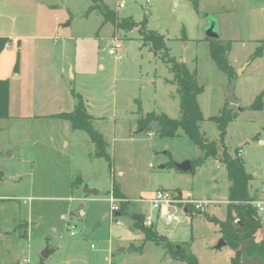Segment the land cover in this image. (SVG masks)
<instances>
[{
  "label": "rangeland",
  "instance_id": "rangeland-1",
  "mask_svg": "<svg viewBox=\"0 0 264 264\" xmlns=\"http://www.w3.org/2000/svg\"><path fill=\"white\" fill-rule=\"evenodd\" d=\"M8 1L0 0V34L11 35L12 44L0 54V77L9 81V117L0 119V264H187L164 242L145 239L131 211L149 215L173 251L192 253L198 264H231L234 251L227 244L215 247L222 236L211 220L226 219L223 145L231 156L240 151L252 175L249 194L264 192V104L251 107L264 89V0ZM105 8L116 22L145 17L147 29L165 37L170 56L194 72L203 87L197 96L199 131L219 157L205 156L181 129L174 137L160 136L153 121L141 129L140 119L151 112L179 117L177 86L161 54L136 28L105 19ZM211 25L219 43L230 42L232 79L211 58ZM113 39L122 45L119 58L107 52ZM47 44L43 66L37 48ZM42 66L50 80H37ZM59 73L62 80H55ZM231 80L237 105L227 100ZM72 92L94 117L92 127L102 134L109 160L96 154L84 131L51 116L73 110ZM224 106L234 117L222 145L210 118ZM186 160L192 169L179 170L176 164ZM159 189L176 199L211 203L201 210L187 204L188 212L167 206L168 212L178 208L181 218L165 223L147 201ZM113 190L128 201V212L117 219L110 210L111 198L120 205ZM260 218V230L244 240L248 244L264 232V214ZM45 249L51 252L43 258Z\"/></svg>",
  "mask_w": 264,
  "mask_h": 264
},
{
  "label": "trees",
  "instance_id": "trees-1",
  "mask_svg": "<svg viewBox=\"0 0 264 264\" xmlns=\"http://www.w3.org/2000/svg\"><path fill=\"white\" fill-rule=\"evenodd\" d=\"M196 5V0H194ZM105 19L111 20L118 28L131 30L136 28L143 42L150 46V49L155 53H160L164 61L168 64L170 72L173 74L170 83L177 86L179 93V110L180 115L174 119L165 113L147 114V117H142L139 121V126L145 130L153 121L156 130L160 136L174 137L177 130L181 129L182 132L196 145H198L207 157H219L216 145L213 142H207L199 131V123L203 120L202 111L197 101V96L203 91V87L196 81L195 74L186 67V65L174 57L170 56L169 50L166 46L165 37L156 31L147 29V19L144 17L141 21H134L132 18H123L120 22H116V16L106 10ZM9 41L6 37H0V54L4 49L6 43ZM230 48V42L219 43L213 40L210 46L211 58L216 63L217 67L226 72L230 79L233 77V70L227 60V53ZM261 53V47H257L256 54ZM76 99V103L72 111L59 112L52 114V117L64 119L70 122L71 128L74 130L84 131L90 141L96 148L98 156H105L109 160V156L105 153L106 142L100 132L92 127V120L94 117L86 111L85 104L82 96L79 93L72 92ZM9 81L0 78V119L9 117ZM264 104V89L256 96L253 104L254 109L262 108ZM234 114L225 106L222 108L219 115L213 116L210 119L215 121L219 132L220 139L223 145V136L226 132L227 124L233 119ZM219 161L222 162L227 171L229 180L228 188V203L226 205V219L223 221L213 219L215 224L219 227V232L222 238L226 241L234 251L231 257V264H241L240 245L249 237L254 236L261 228V218L255 206L250 202L257 198L256 195L249 194V183L252 175L245 169L243 159L239 155V151L235 156H231L223 145ZM192 163V162H191ZM193 166V165H192ZM115 198L120 199L119 211L121 216L128 212V201L119 192L113 190ZM189 210V208H188ZM118 217H115L117 219ZM242 224L239 226L236 221ZM143 219L134 221V228L141 230L144 233V238L154 242H164L170 254L180 260L185 261L187 264H198V260L192 253L188 255L182 254L181 251L172 250L166 237L158 235L155 232L154 226H144ZM25 235V234H24ZM247 256L259 255L264 261V232L258 241L250 240L245 250Z\"/></svg>",
  "mask_w": 264,
  "mask_h": 264
},
{
  "label": "built area",
  "instance_id": "built-area-1",
  "mask_svg": "<svg viewBox=\"0 0 264 264\" xmlns=\"http://www.w3.org/2000/svg\"><path fill=\"white\" fill-rule=\"evenodd\" d=\"M119 7H123L124 3L123 1L119 2ZM7 48L11 47L10 43H6L5 45ZM107 52L109 55H113L115 57H121L122 56V45L121 42L113 39L109 42L108 44V49ZM240 155V151H239ZM263 166H264V161H263ZM149 203V206L156 210L157 214L161 216L164 220L165 223H171L173 221H178L181 218V215L177 209H174L173 212H168L166 209L167 206H177L181 209H183L185 212H188V206L187 204H190L193 206L195 210H201L204 208L206 205L210 204L211 202L209 200H195L191 198H181V199H176L173 197V195L165 191L163 189H159L156 191L155 195L153 198L147 200ZM111 206L110 210L114 214L115 212L119 211V205L114 204V199H110ZM177 203H181V206H178ZM255 208L257 209L259 214H264V197H258L255 198L250 202ZM163 210V211H162ZM141 217L143 219L142 223L144 226H154V221L149 215H144L141 214ZM71 235L74 234L73 231L70 232Z\"/></svg>",
  "mask_w": 264,
  "mask_h": 264
},
{
  "label": "water",
  "instance_id": "water-1",
  "mask_svg": "<svg viewBox=\"0 0 264 264\" xmlns=\"http://www.w3.org/2000/svg\"><path fill=\"white\" fill-rule=\"evenodd\" d=\"M207 36L213 38V39H216L218 38V33L214 30V26L211 25L208 29H207ZM234 81L231 80L230 81V84H229V87H228V93H227V100L228 102H230L231 104H234V105H237L238 101L234 98ZM239 110H241V108H238ZM176 167L179 169V170H183V171H187V170H191L192 169V166H191V163L189 160H186V161H183L181 163H178L176 164ZM88 193L89 194H92V195H96L97 194V191L96 190H93V189H89L88 190ZM186 211V209H185ZM114 215L116 217H119L121 216L120 212H115ZM132 220L134 221H137L140 219L141 217V214L140 213H137V212H129L128 214ZM237 224H239V226H241L242 224L240 223V221H236ZM226 245V241L223 239V238H220V240L218 241V243L216 244V248L219 249L221 248L222 246ZM248 246V243L246 241H243L240 245V249H241V254H240V263L241 264H264V261L262 259V257H260L259 255H252V256H247L246 253H245V250ZM51 251L48 250V249H45L41 252V255L43 258H46L48 257L49 253Z\"/></svg>",
  "mask_w": 264,
  "mask_h": 264
},
{
  "label": "crops",
  "instance_id": "crops-1",
  "mask_svg": "<svg viewBox=\"0 0 264 264\" xmlns=\"http://www.w3.org/2000/svg\"><path fill=\"white\" fill-rule=\"evenodd\" d=\"M5 3L9 4V1L8 0H5ZM11 35H7L6 38H9ZM0 37H4V35H1L0 34ZM42 38H50L49 36H43ZM8 43L11 44L10 41H8ZM11 47H12V44H11ZM10 47V48H11ZM41 48V49H40ZM48 48H50L49 44L47 45H41L37 48V50H41V52L38 55V59H39V62L40 63H44L43 66H45V61H47V58L49 57V55L47 54L48 53ZM101 65V64H100ZM41 67V70L39 71V77H37V80H50L48 79L47 77V70H46V67ZM44 68V69H43ZM68 70H69V73H70V76L72 78H75V74L73 73V67L71 65L68 66ZM62 71V68L59 69V72L61 73ZM59 73V77L56 78L55 80H62L61 77L62 75ZM1 78V77H0ZM4 79V78H3ZM86 108V107H85ZM91 115V114H90ZM256 195H257V198L258 197H264V192L263 191H258L256 192ZM134 212V211H133Z\"/></svg>",
  "mask_w": 264,
  "mask_h": 264
}]
</instances>
